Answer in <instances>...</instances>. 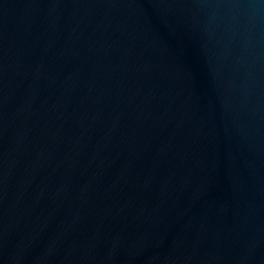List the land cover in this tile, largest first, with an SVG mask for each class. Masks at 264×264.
<instances>
[{
    "label": "water",
    "instance_id": "water-1",
    "mask_svg": "<svg viewBox=\"0 0 264 264\" xmlns=\"http://www.w3.org/2000/svg\"><path fill=\"white\" fill-rule=\"evenodd\" d=\"M0 264H264V0H0Z\"/></svg>",
    "mask_w": 264,
    "mask_h": 264
}]
</instances>
